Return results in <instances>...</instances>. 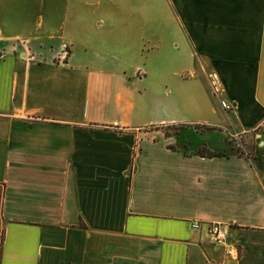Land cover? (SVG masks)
Returning <instances> with one entry per match:
<instances>
[{
	"label": "crops",
	"instance_id": "crops-1",
	"mask_svg": "<svg viewBox=\"0 0 264 264\" xmlns=\"http://www.w3.org/2000/svg\"><path fill=\"white\" fill-rule=\"evenodd\" d=\"M0 51V264H264V0H0Z\"/></svg>",
	"mask_w": 264,
	"mask_h": 264
},
{
	"label": "built area",
	"instance_id": "built-area-1",
	"mask_svg": "<svg viewBox=\"0 0 264 264\" xmlns=\"http://www.w3.org/2000/svg\"><path fill=\"white\" fill-rule=\"evenodd\" d=\"M66 52L65 46L63 45L61 48V54H64ZM2 52L0 51V58L2 57ZM215 90L217 87V83L214 82L213 83ZM221 105L224 108H228L230 107L229 103H227V101L225 99H221L220 100ZM201 222L196 220V221H192V226L193 227H200ZM205 233H206V237L208 239L209 242H213V243H222L223 245H225V251L226 254L228 255H237V247L235 246H231L227 243V239H226V229L223 226V224L218 223V222H211L208 223L205 229Z\"/></svg>",
	"mask_w": 264,
	"mask_h": 264
},
{
	"label": "rangeland",
	"instance_id": "rangeland-1",
	"mask_svg": "<svg viewBox=\"0 0 264 264\" xmlns=\"http://www.w3.org/2000/svg\"><path fill=\"white\" fill-rule=\"evenodd\" d=\"M160 47V46H159ZM160 49V48H159ZM160 54H161V52H159ZM158 53V55H156V57H153V56H151L150 58H155V61L154 62H152V63H150V58H149V64H152V65H155L156 64V62H159V64L161 65V55ZM148 59V58H147ZM158 60V61H157ZM142 62H144V63H146L147 64V61H146V59H142ZM141 63V62H140ZM207 89H209V87L207 88ZM209 92H210V89L208 90ZM210 95H212L211 93H210ZM210 99H211V101H213L212 103V105H213V107L216 109V110H219V105H218V102L217 101H215L213 98H212V96H210ZM220 105H221V103H220ZM210 106H211V102H210ZM210 106H209V104H207L206 105V110L205 109H203V111H202V113H206V112H211L210 111ZM222 106V105H221ZM170 107H171V110H173V112L175 113V114H177V115H181V112H180V109H179V107H177V106H174L173 104H172V102L170 103ZM223 107V106H222ZM187 113L189 112V111H186ZM185 112H183V114H184ZM186 114V113H185Z\"/></svg>",
	"mask_w": 264,
	"mask_h": 264
},
{
	"label": "trees",
	"instance_id": "trees-1",
	"mask_svg": "<svg viewBox=\"0 0 264 264\" xmlns=\"http://www.w3.org/2000/svg\"><path fill=\"white\" fill-rule=\"evenodd\" d=\"M174 126V125H173ZM177 126V125H176ZM176 126H174V129H176L177 127ZM199 153L201 154V155H207V156H213V155H218V154H221V152H217V151H211V150H209V149H207V148H205V147H200L199 148Z\"/></svg>",
	"mask_w": 264,
	"mask_h": 264
}]
</instances>
